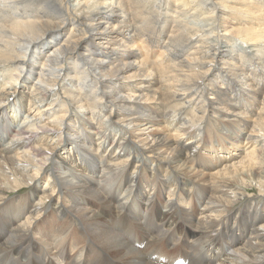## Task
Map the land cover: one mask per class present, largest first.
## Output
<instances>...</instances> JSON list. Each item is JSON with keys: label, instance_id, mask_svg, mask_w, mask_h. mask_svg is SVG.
Instances as JSON below:
<instances>
[{"label": "bare ground", "instance_id": "bare-ground-1", "mask_svg": "<svg viewBox=\"0 0 264 264\" xmlns=\"http://www.w3.org/2000/svg\"><path fill=\"white\" fill-rule=\"evenodd\" d=\"M0 264H264V0H0Z\"/></svg>", "mask_w": 264, "mask_h": 264}, {"label": "rangeland", "instance_id": "rangeland-1", "mask_svg": "<svg viewBox=\"0 0 264 264\" xmlns=\"http://www.w3.org/2000/svg\"><path fill=\"white\" fill-rule=\"evenodd\" d=\"M252 46H250V47H247L246 46V48H251ZM151 96H154L153 94H151ZM26 109V110H25ZM26 111H27V106H26V103H25V106H24V109L22 108L21 109V112L19 113V115L17 116V118L16 119H12L11 118V114H9V113H7V115L9 116V120L11 121V123H9V125H10V127H12L11 128V131H10V134H9V136H8V138L6 139V141H8L9 139H10V135L11 134H13V132L15 131V129L19 126L20 127V125L21 124H23V125H26L27 124V121L25 122L24 121V114H26L27 115V113H26ZM25 115V116H26ZM13 122V123H12ZM225 141V140H224ZM225 143H226V141H225ZM237 144H240V142L239 141H237L236 142V145ZM220 145V144H219ZM228 148H229V145L227 146ZM248 151H250V149L248 150ZM75 156L77 157V156H82V158H83V154H80V153H76L75 154ZM69 166L71 165V163H67ZM74 166H75V168H78V169H81V171H84L83 170V168H82V166H81V163L79 162V161H77V159H76V163L74 164ZM134 166V165H133ZM133 166H131L130 168H129V171H131L132 172V170H133ZM151 168H153V165H151L150 166ZM221 169V164H218V167H217V169H210V170H208V171H206V172H215V171H218V170H220ZM43 184H44V181L43 180H40V182H39V185H38V188H41V187H43ZM187 192H188V190H187ZM186 192V194H190V193H187ZM249 193H250V195H252V194H255V189H253V190H249ZM35 204V199L34 198H32V203H31V206H33ZM241 206V205H240ZM56 221L59 223V220H57L56 219Z\"/></svg>", "mask_w": 264, "mask_h": 264}]
</instances>
